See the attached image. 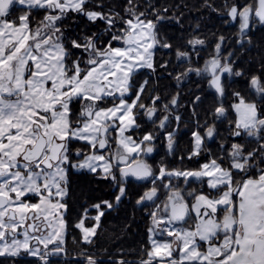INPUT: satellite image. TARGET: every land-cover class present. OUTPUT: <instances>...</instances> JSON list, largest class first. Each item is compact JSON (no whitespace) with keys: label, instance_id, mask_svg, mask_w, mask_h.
Returning a JSON list of instances; mask_svg holds the SVG:
<instances>
[{"label":"snow or ice","instance_id":"1","mask_svg":"<svg viewBox=\"0 0 264 264\" xmlns=\"http://www.w3.org/2000/svg\"><path fill=\"white\" fill-rule=\"evenodd\" d=\"M91 2L0 0V258L39 257L48 264L49 256L65 251L67 205L63 200L70 173L86 170L108 181L116 192L112 201L92 205L97 212L91 218L92 227L84 226L86 216L76 225L85 243L97 235L106 212L127 196L129 178L152 184L137 204L158 199L157 181L167 190L163 205L149 214L153 227L146 259L129 261L121 253L112 264H264V75L248 80L253 99L234 92L236 102L230 105L236 116L229 122L231 136L256 147L249 150L233 143L226 150L221 144L226 167L224 157H216L197 169L169 170L161 164L154 170L147 157L155 151L157 137L152 132L140 137L134 133L141 129V112L152 119L160 99L155 97L151 107L140 103L148 82H136L142 70L156 71L157 24L146 19V12L137 11L134 0H127V18L111 9L97 11L104 8L103 3L89 9ZM16 5L24 10L13 17ZM37 10L44 15L33 27L32 15ZM72 14L104 27L70 40L62 25ZM227 14L239 20L238 34L244 38L253 23L264 24V0L233 4ZM156 19L162 17L157 13ZM224 39L219 38L215 55L203 68H189L177 79L188 73H208L209 86L223 97V74L244 75L232 66L235 53L220 55ZM188 43L202 46L205 41L195 38ZM160 46L171 49L169 44ZM73 50L81 55L72 59ZM176 55L179 59L189 53L177 51ZM177 103L173 97L164 109ZM75 104L80 106L78 111L73 110ZM227 116L228 109L219 102L214 120L223 123ZM168 120L165 116L158 127L165 129ZM216 135L215 125L206 126L203 136L193 132L188 158L204 153L205 140ZM166 137L171 151L174 132H167ZM80 142L81 147H73ZM173 179L182 180L185 188L174 185ZM193 182L202 187L186 191ZM29 196L37 202H29ZM189 219L194 223L184 227ZM158 236L167 239L158 240ZM203 244L207 247L201 250ZM86 259L87 264H98L91 256Z\"/></svg>","mask_w":264,"mask_h":264},{"label":"flooded vegetation","instance_id":"2","mask_svg":"<svg viewBox=\"0 0 264 264\" xmlns=\"http://www.w3.org/2000/svg\"><path fill=\"white\" fill-rule=\"evenodd\" d=\"M192 11L190 18H183L180 13V7L176 5V12L173 15L170 11L162 9V19L153 20L157 24V33L160 40V44H169L171 49L161 47L160 44L156 46L154 52V58L156 63V71L144 69L136 77L137 84L147 81V90L143 93L140 103H143L151 107L154 103V98L159 97V102L155 103L157 109L156 115L152 119H148L141 112L138 123L141 125V129L134 133V136L140 137L144 133L152 132L157 138L154 142L155 151L147 157V161L155 169H158L161 164L166 166L169 170L172 169H197L199 166L210 159L216 157H224V166H227V158L225 152L220 150V145L223 144L225 149H229L233 143L244 144L249 150L256 147L255 143H250L244 138H235L231 136L230 121L236 119L234 111L230 105L233 104L235 98L234 92H239L246 99H253L252 93L249 91L248 80L252 75H264L262 69H264V24L253 23L246 37L241 38L238 34L239 20L233 21L228 16L227 11L233 4L240 6L253 4L254 0H189ZM24 6L16 5L12 10V16L22 14ZM166 14V15H165ZM44 13L42 11H34L32 15L33 27L43 18ZM82 19H86L82 16L75 14L69 15L67 19L63 21L62 27L65 29V35L78 28V22ZM152 20L150 18H147ZM95 32L99 29L98 24L95 25ZM224 37V43L220 55L227 57L229 53H235L231 56L232 66L236 71H242V76H229L223 74V81L225 86V95L220 97L216 93L215 89L209 86L210 74L204 73L202 75H196L195 73H188L187 76L177 79L189 68H203L208 60L215 55V45L218 43L219 38ZM195 38H199L205 41L204 45L192 46L188 42ZM76 40V39H75ZM250 40V43H249ZM243 45V46H241ZM115 46V45H114ZM177 51L189 53V56L177 58ZM81 53L78 50H73L72 59L80 56ZM166 65V67H161ZM83 66V65H82ZM173 97L177 98L178 103L176 105H170L168 110L164 109L165 104H169ZM200 97L199 101L195 98ZM222 102L224 107L228 109L227 119L221 123L214 120L213 112L218 106V103ZM79 104L73 105V110L78 111ZM165 116L169 117L166 122V128H159L160 120ZM179 117V120L176 119ZM218 132V135L214 139L205 140V152L198 157L189 159V154L193 148V132H199L201 136L206 132V126H213ZM167 132H174V147L170 151L167 148ZM251 140V138H249ZM82 142L73 145L74 148L81 147ZM87 151V150H86ZM211 152V155L208 152ZM143 158V157H142ZM89 173L86 170H73L70 173V183L68 185L67 195L63 202L67 205V210L63 214V218L66 222L65 232L63 231L64 238L62 239V247L65 251L63 256H49L48 264H52L53 261H71L80 260L82 263L87 264V257L84 256H70L71 252H77L78 254L99 252L97 247L98 243L95 239L98 236L92 237L91 243H86L81 238L77 240L79 242V250L73 251L70 247H73L75 237L73 236L70 226L69 215L71 211V194L73 192V177L77 174ZM92 174V173H91ZM94 175V174H92ZM95 176V175H94ZM98 178V177H97ZM195 180V178H190ZM240 179V177H237ZM129 181H135L143 183L147 186V190L152 187L150 181H137L134 178H129ZM129 182V183H130ZM173 184H179L183 189L185 185L183 181H177L173 179ZM167 183V181H163ZM108 188L114 191L111 184L108 182ZM157 187L159 189L158 199L155 201H149L140 207L144 208V215L139 216V219H145L149 221L146 223L148 233L146 238L142 241V248L130 246L127 251L125 260L139 261L140 259H146L145 250L150 246L149 229L153 227L152 218L149 215L152 211L156 210L157 205H163L167 197V190L161 186V181H157ZM199 182H193L190 184L186 191H190L193 188H201ZM207 192V188L203 189ZM29 202L36 203L37 198L35 196L28 197ZM101 200L97 198L94 200L93 205L99 203ZM93 209L92 207L87 209V212ZM95 210V209H94ZM97 212L88 217H95ZM101 222V221H100ZM79 223V222H78ZM77 223V224H78ZM95 223V221H94ZM93 223V224H94ZM194 223L193 219H189L188 224L184 227H189ZM85 224V223H84ZM76 226V225H75ZM85 226V225H84ZM93 226V225H92ZM85 226V227H92ZM100 227V224H99ZM99 229V228H98ZM158 240L167 239V237H156ZM93 245V246H92ZM42 247V246H41ZM51 247V246H50ZM93 248V250L91 249ZM207 247L206 244L202 245L201 250ZM141 253V254H140ZM176 258H179L178 253H174ZM97 261L98 258L93 257ZM116 259H111L114 261ZM69 264V263H68Z\"/></svg>","mask_w":264,"mask_h":264},{"label":"trees","instance_id":"3","mask_svg":"<svg viewBox=\"0 0 264 264\" xmlns=\"http://www.w3.org/2000/svg\"><path fill=\"white\" fill-rule=\"evenodd\" d=\"M138 5V12H146V17L152 20L156 19V14L163 15L162 9L170 11L173 15L176 12V5L180 7V13L183 18H190L192 7L189 0H134ZM103 3L104 8L97 11L108 12L110 9L115 12H119L121 15L126 14L124 9L127 7V0H92L88 5L91 9L93 5ZM175 8V9H174ZM148 10V11H146ZM175 14V13H174ZM166 15V14H165ZM158 21V20H157ZM99 29H103V23H98ZM96 26L90 24L87 19H82L78 22V28L68 33L67 37L70 40L81 39L84 36L95 33ZM82 146V144H81ZM73 192L71 194V211L69 215L70 226L72 233H74L75 241L73 247H70L73 251L79 250V240L81 233L75 226L78 222L84 218L86 226H92L94 220L88 215H93L96 210L88 208L92 207L94 200H109L112 201L116 189L112 191L108 188V181L101 178H97L91 173L77 174L73 177ZM147 186L143 183L131 181L127 185V196L123 198V201L118 204L114 209L108 210L106 214L101 218L100 227L98 229V236L95 242L98 243L97 247L99 252H90L78 254L77 252H71L70 256H91L99 259L98 264H112L111 259H119L120 254H123V259L127 256V251L130 246L142 248V241L146 238L148 229L146 223L149 221L145 219H139V216L144 215V208L137 204L139 197L145 192ZM80 241V240H79ZM93 246V245H92ZM93 250V248L91 247ZM141 254V253H140ZM84 264L80 260L71 261H53L52 264ZM0 264H44L37 259L30 257L21 258H0Z\"/></svg>","mask_w":264,"mask_h":264},{"label":"rangeland","instance_id":"4","mask_svg":"<svg viewBox=\"0 0 264 264\" xmlns=\"http://www.w3.org/2000/svg\"><path fill=\"white\" fill-rule=\"evenodd\" d=\"M113 135H115V133H113ZM85 226H86V224H84ZM79 229V231H80V233L82 234V230L80 229V228H78ZM64 232H65V229L63 230ZM63 238H64V235H63ZM92 239V238H91ZM86 244V243H85ZM64 255V253H60V254H58V255H55V256H63ZM30 258H32V259H37V260H39L40 262H43V261H41L40 259H39V257H30Z\"/></svg>","mask_w":264,"mask_h":264},{"label":"water","instance_id":"5","mask_svg":"<svg viewBox=\"0 0 264 264\" xmlns=\"http://www.w3.org/2000/svg\"><path fill=\"white\" fill-rule=\"evenodd\" d=\"M146 202H149V201H144L143 203H141L140 205H142V204H144V203H146Z\"/></svg>","mask_w":264,"mask_h":264}]
</instances>
